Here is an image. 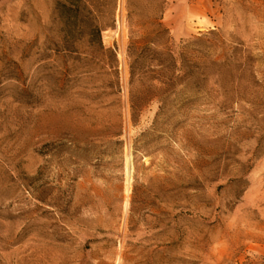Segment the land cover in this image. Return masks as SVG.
Returning a JSON list of instances; mask_svg holds the SVG:
<instances>
[{
	"label": "rangeland",
	"instance_id": "1",
	"mask_svg": "<svg viewBox=\"0 0 264 264\" xmlns=\"http://www.w3.org/2000/svg\"><path fill=\"white\" fill-rule=\"evenodd\" d=\"M73 1L0 0V264H264V0Z\"/></svg>",
	"mask_w": 264,
	"mask_h": 264
},
{
	"label": "trees",
	"instance_id": "2",
	"mask_svg": "<svg viewBox=\"0 0 264 264\" xmlns=\"http://www.w3.org/2000/svg\"><path fill=\"white\" fill-rule=\"evenodd\" d=\"M70 1H71V0H70ZM72 1H73V0H72ZM80 1H82V0H74L72 3H76V4H78V2H80ZM63 5H64V6H67L66 3H64ZM78 5L81 6L80 4H78ZM68 10H69V11H73V12H75L73 15H77V11L79 10V7H77V8H73L72 6H69V5H68ZM89 12H91V11L89 10ZM159 18H160V16H159ZM97 30L99 31V33L101 32L100 27H98Z\"/></svg>",
	"mask_w": 264,
	"mask_h": 264
},
{
	"label": "bare ground",
	"instance_id": "3",
	"mask_svg": "<svg viewBox=\"0 0 264 264\" xmlns=\"http://www.w3.org/2000/svg\"><path fill=\"white\" fill-rule=\"evenodd\" d=\"M131 171V169L129 168V172ZM130 175V174H129ZM131 176V175H130ZM131 179V178H130Z\"/></svg>",
	"mask_w": 264,
	"mask_h": 264
}]
</instances>
